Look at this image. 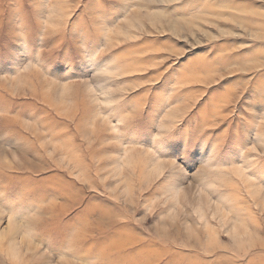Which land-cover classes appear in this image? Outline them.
<instances>
[{
	"label": "rangeland",
	"instance_id": "obj_1",
	"mask_svg": "<svg viewBox=\"0 0 264 264\" xmlns=\"http://www.w3.org/2000/svg\"><path fill=\"white\" fill-rule=\"evenodd\" d=\"M0 264H264V0H0Z\"/></svg>",
	"mask_w": 264,
	"mask_h": 264
}]
</instances>
